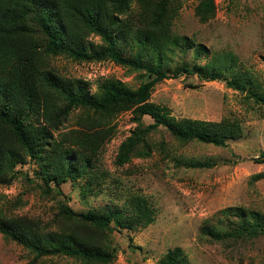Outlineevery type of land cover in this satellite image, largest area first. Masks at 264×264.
Instances as JSON below:
<instances>
[{
  "label": "trees",
  "instance_id": "trees-1",
  "mask_svg": "<svg viewBox=\"0 0 264 264\" xmlns=\"http://www.w3.org/2000/svg\"><path fill=\"white\" fill-rule=\"evenodd\" d=\"M181 0H0V185H9L26 162L36 165L44 192L59 193L65 182L88 179L91 158L115 134V118L133 116L135 128L119 146L115 165L132 158H147L156 146L150 136L160 128L179 143L197 142L224 147L240 138L236 120L218 122L175 119L150 102L154 86L181 74L204 82H221L227 88L264 105V94L253 90L239 75L228 79L219 72H202L183 63L170 67L169 56L186 57L191 42L172 35V23ZM135 4V10L133 9ZM213 0H198L194 16L200 23L213 18ZM91 36L99 44L89 41ZM63 56L77 63L110 61L150 78L136 89L118 81L97 87L94 93L81 79L62 78L49 61ZM79 111L73 128L62 127ZM143 117L152 120L145 126ZM71 149L82 153L75 158ZM260 162L264 163V154ZM186 168L210 167L190 162ZM257 176L253 177L256 179ZM88 184L82 193L89 191ZM123 210L74 212L59 204L56 231H42L24 217L0 213V234L35 257H67L83 264H107L115 257L109 235L115 230L134 231L154 221L153 211L140 196L127 200ZM224 221L205 223L201 235L213 242L254 239L264 235V214L230 207L220 212ZM157 264H189L179 247L166 252Z\"/></svg>",
  "mask_w": 264,
  "mask_h": 264
},
{
  "label": "rangeland",
  "instance_id": "rangeland-1",
  "mask_svg": "<svg viewBox=\"0 0 264 264\" xmlns=\"http://www.w3.org/2000/svg\"><path fill=\"white\" fill-rule=\"evenodd\" d=\"M198 0H181L172 23V35L186 37L191 48L186 57L169 56L170 67L183 63L198 65L202 72H219L230 79L241 76L253 90L264 94V0H213L212 19L200 23L194 16ZM135 10V4H133ZM89 41L99 44L97 37ZM65 79H81L94 93L109 81L136 89L150 78L110 61L77 63L58 56L49 61ZM150 102L164 108L175 119L188 118L218 122L236 120L242 130L238 139L224 147L197 142L179 143L164 129L151 134L150 141L162 143L147 158H132L119 167L115 160L120 144L135 128L130 112L119 114L115 134L100 154L91 158L88 179L65 182L46 194L37 177L36 165L26 162L9 185H0V213L24 217L39 224L42 231H56L59 204L74 212L124 210L132 196L144 198L154 221L134 231L113 230L109 235L114 259L107 264H157L175 247L183 250L189 264H264V235L254 239L213 242L201 235L205 223L224 221L220 212L237 207L264 214V105L255 104L245 93L221 82H204L196 75L181 74L154 86ZM70 114L62 127H74ZM145 126L152 120L143 117ZM75 158L82 153L71 149ZM190 162H208L210 167L186 168ZM257 176L256 179L253 177ZM88 184L89 191L82 193ZM0 264H83L67 257H35L22 246L0 234Z\"/></svg>",
  "mask_w": 264,
  "mask_h": 264
}]
</instances>
